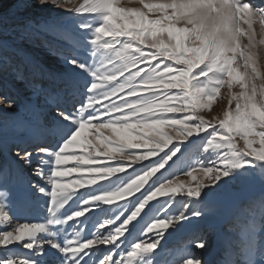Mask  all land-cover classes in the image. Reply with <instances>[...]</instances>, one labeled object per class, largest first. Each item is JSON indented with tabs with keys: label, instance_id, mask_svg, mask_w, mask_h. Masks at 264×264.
Listing matches in <instances>:
<instances>
[{
	"label": "snow or ice",
	"instance_id": "obj_1",
	"mask_svg": "<svg viewBox=\"0 0 264 264\" xmlns=\"http://www.w3.org/2000/svg\"><path fill=\"white\" fill-rule=\"evenodd\" d=\"M140 3L11 5L10 14L22 19L59 8L77 35L61 36L71 44L61 53L71 73L63 102L55 99V144H16L15 153L0 146L7 157L0 165V226H11L0 231L6 250L0 264H204L196 251L208 246L203 232L187 233L172 248L168 238L204 219L227 185L257 178L264 184V82L256 83L264 75L254 51L264 39L257 41L253 28L257 19L264 24V7L254 0ZM9 50L7 39L0 40V64H7ZM224 87L239 91L222 115L206 118ZM17 106L0 96V108ZM26 166L46 184H34ZM73 173L79 175L64 180ZM180 174L195 186L186 187ZM10 183L45 198L42 222L13 225ZM9 245L29 254L16 260ZM238 247L241 264H255L254 224L242 228Z\"/></svg>",
	"mask_w": 264,
	"mask_h": 264
},
{
	"label": "rangeland",
	"instance_id": "obj_2",
	"mask_svg": "<svg viewBox=\"0 0 264 264\" xmlns=\"http://www.w3.org/2000/svg\"><path fill=\"white\" fill-rule=\"evenodd\" d=\"M13 3L14 0H0V40L7 39L10 45L7 64H0V96H11L17 101L18 106L11 110L0 108L2 113L0 114V146L11 147L13 139H19V144L28 146L33 142L54 145L57 139L52 133L56 111L55 99L59 96L63 102L65 83L71 73L70 66L61 57V53H66L71 44L61 36L65 31L72 32L73 36L77 34L69 22V14L62 13L59 8L50 5L44 12L33 13L31 19H22L20 17L25 14H18L16 17L10 14ZM119 3L126 8H142L140 0H119ZM254 3L264 7V0H254ZM4 28H8L9 31L4 32ZM253 28L256 40L264 39V24H261L259 19L254 22ZM254 51L261 74L264 75V44L257 43ZM262 82L264 81H256L257 85ZM237 91L238 88H222L210 110H205V117L222 115L223 110L228 106V99ZM104 134L111 135L107 130ZM28 136L32 139L29 143L24 141ZM89 138L91 139V136ZM6 162V154L0 151V165ZM74 163L69 162L68 167H72ZM25 175L34 184L41 186L46 184L45 180L33 175L27 166ZM77 175L79 174L73 173L64 180L69 181ZM193 175L197 179H203L199 171L194 172ZM179 179L185 182L186 187L195 186L196 180L192 177L180 174ZM7 187L12 196L13 225L17 222H42L40 218L46 215L45 198L36 191L26 195L24 186L20 184L10 183ZM86 190V188L75 189L77 192ZM262 202H264V184L258 178L251 183L229 184L222 193L212 198L210 213L202 220L186 223L180 232L168 238L166 247L176 246L189 232L201 231L207 237L208 246L206 250L196 251L201 253L204 264H224L226 258L235 260V264H241L238 247L241 230L245 225L254 224L255 247L251 259L255 264H264V252L261 251L264 249ZM10 227L0 226V231L10 230ZM222 235L229 238L228 246H232V249L228 246H220ZM8 248L17 253L14 256L16 260L29 254L27 249L19 245H9ZM5 253L4 246H0V255Z\"/></svg>",
	"mask_w": 264,
	"mask_h": 264
},
{
	"label": "bare ground",
	"instance_id": "obj_3",
	"mask_svg": "<svg viewBox=\"0 0 264 264\" xmlns=\"http://www.w3.org/2000/svg\"><path fill=\"white\" fill-rule=\"evenodd\" d=\"M31 140L32 139L29 136L26 137V138H24V141L27 142V143H29V141H31ZM19 143H20L19 142V139H13L11 141V147H13L12 148V152L13 153H15V151H16L14 145L19 144ZM228 243H229V238L222 235V237L220 238V246L221 247H227L228 246ZM228 247H230L232 249V246H228Z\"/></svg>",
	"mask_w": 264,
	"mask_h": 264
}]
</instances>
